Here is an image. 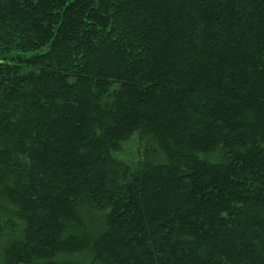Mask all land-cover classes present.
<instances>
[{
    "label": "trees",
    "instance_id": "1",
    "mask_svg": "<svg viewBox=\"0 0 264 264\" xmlns=\"http://www.w3.org/2000/svg\"><path fill=\"white\" fill-rule=\"evenodd\" d=\"M0 264H264V0H0Z\"/></svg>",
    "mask_w": 264,
    "mask_h": 264
},
{
    "label": "rangeland",
    "instance_id": "2",
    "mask_svg": "<svg viewBox=\"0 0 264 264\" xmlns=\"http://www.w3.org/2000/svg\"><path fill=\"white\" fill-rule=\"evenodd\" d=\"M137 143V140L132 139L128 144H125L124 152L116 153L115 157L125 162L130 161V164H132L135 159V152H138Z\"/></svg>",
    "mask_w": 264,
    "mask_h": 264
}]
</instances>
